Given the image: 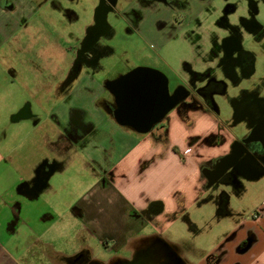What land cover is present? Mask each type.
<instances>
[{
	"label": "crops",
	"instance_id": "crops-1",
	"mask_svg": "<svg viewBox=\"0 0 264 264\" xmlns=\"http://www.w3.org/2000/svg\"><path fill=\"white\" fill-rule=\"evenodd\" d=\"M5 1L13 2L16 13L0 6V48L15 37L20 19L26 23L31 4L47 2ZM94 16L95 9L86 28ZM136 19L128 15L129 26ZM143 19L141 14L136 26ZM105 22L107 37L114 36L107 18ZM112 51L108 47L95 68L82 62L75 69H63L57 84L63 83L61 89L19 86L27 98L35 92L36 101L26 110L24 99L0 123V264H74L81 253L99 264L130 262L153 243L170 253L171 264H194L184 251L196 249L201 240L175 237L185 221L202 229L208 221L199 222L208 216L218 220L213 233L217 238L198 264H264V166L242 167L233 179L222 177L232 165L216 171L234 143L249 132L246 120L222 123L198 102L172 108L163 126L146 133L120 125L113 116L116 106L109 85L121 74L102 70V61ZM15 55L0 50V58ZM73 59L75 55L72 66ZM3 69L11 77L28 74L9 65ZM253 88L236 89L233 104ZM239 122L247 123L246 132L231 127ZM259 138L264 140L262 131ZM76 158L92 166L96 178L81 194L70 196L65 207L64 197H59L64 185L53 178L65 161ZM46 165L51 168L42 178ZM213 187L218 189L209 193ZM203 197L215 211L207 209L203 218L197 214L191 219L190 208ZM68 214L75 228L71 224L65 231ZM95 238L110 244L115 256L106 261L93 255L90 241ZM63 241L78 242L77 251L68 254ZM123 251L130 256H122Z\"/></svg>",
	"mask_w": 264,
	"mask_h": 264
},
{
	"label": "rangeland",
	"instance_id": "rangeland-1",
	"mask_svg": "<svg viewBox=\"0 0 264 264\" xmlns=\"http://www.w3.org/2000/svg\"><path fill=\"white\" fill-rule=\"evenodd\" d=\"M200 1V3L192 1L188 4L186 9L182 10L180 8L175 12L164 9L144 11L142 13L144 14V19L141 24L138 25L139 27L136 26V24L129 26L127 21L128 15H126L125 12H111L108 15V21L115 33L114 36L107 37V43L108 47L113 51L110 55H106L105 60L102 61V70L113 75L119 73L121 74L119 77L139 67L158 70L167 77L168 87L171 93L177 87L186 85L190 80V75L185 70L184 63H190L192 69L196 72L201 71L206 40L217 31L215 21L217 20L218 13L222 11L225 0ZM231 2L236 4V12L231 16L230 21L237 19L240 15L246 19H252V17H254L259 23L264 24V0H231ZM96 3L97 0H50L46 2L45 5L47 6H57L54 8L49 7V13L51 8L56 9L57 12L56 14L51 13V18L47 19L49 21L45 20L43 25H41L42 29L43 27L46 28L42 39L41 37L36 38L33 24V29L30 28L29 31L31 32L32 38L27 41L28 45L26 46L24 38L28 30V22L30 21L28 20V22L25 23L24 20L20 19L19 22L21 23V27L14 33L16 34L15 37H13L10 42L9 40L5 41L0 48L2 52L16 51L15 58L12 57V59H8L7 56L0 58V123L3 119H9L11 110H15L24 99L26 100L27 97H25L23 89H20L19 86H30L34 84L32 78H39H31L28 74L26 75L25 72L11 77V75L5 73V69L3 68L9 65V67L17 70H24L26 68L31 69V67L40 69L41 63L33 58L30 61L25 59L27 57H25L24 51L26 53L44 52L46 55L50 56L51 53H55L57 54L56 58L61 70L67 67L69 69L72 68L73 62L71 59L74 53H76L75 51L81 39L86 34V24L89 20L93 19L94 5H96ZM182 14L185 16V21L179 24L176 18L179 20L178 22L182 21ZM40 16V12L37 13V17H33L32 21L37 20ZM39 20H41V18ZM48 23L57 26V34L52 33L50 35ZM129 27L131 29H129ZM243 30L244 28L242 27V31ZM55 39L57 40L55 42L56 44H53L52 42ZM243 48L255 54V64L253 66L256 69L254 74L255 79L264 76V50H262L260 44L253 43L249 40L243 45ZM49 58L46 59L47 66L51 67L50 63H48ZM42 67L46 66L43 65ZM47 83L50 85L49 82ZM245 83H241V86L249 85V83L246 85ZM43 87L48 88V85L44 84ZM235 91L236 88L229 87L224 94L215 93L212 96V104L215 107H207L208 110L210 109V111L215 113L214 117L219 119L222 123L227 124V121L232 123L235 119L233 104ZM195 94L194 92L193 97L195 101L201 104V98ZM37 99L39 101V95H37ZM246 126V122H239L231 127H233L235 131L243 129V132H246ZM95 178L92 166H87L84 162L76 158L74 161H65L64 169L58 171L53 179L58 184L61 183L64 185L63 188L65 189H63V193L62 189L60 190L63 196L59 195V197H64V206L66 207V202L70 196L81 194ZM220 188H223L222 184H220ZM217 189V187H213L210 189L209 193L215 192ZM203 201L204 197L190 208L191 219H195L197 214L203 218L205 212H209L207 209L210 210V212L215 211L214 209L208 208V203ZM200 207L202 209L201 213L198 211ZM179 221L181 220H177V224L180 223ZM217 221V218L212 219L210 216L204 217V221L202 219V221L199 222V224L201 222H206V225L204 224V228L202 229L195 227V224L190 223V221H185L186 223L184 222V224H182L181 232L177 230L180 235H177L178 237H175L176 239L180 237V239L183 238L188 242H195L196 238L201 240L200 243L195 244L196 249L193 248L192 250L189 248L184 251L186 257H189V260L194 264L199 263L201 258L204 257L205 250L210 247V243L216 240L215 238L217 237L213 236V233H217ZM64 222H66V224H63V226H65V231L71 227V224H73V228H75L74 223L76 221L71 218L70 214L66 216ZM177 224L176 228H179ZM206 232H209L208 236H205ZM58 243H60V241ZM65 244L66 242L63 241V247H65L68 254H73L77 251L78 242L69 245ZM90 246H92L93 249L92 254L101 260L107 261L116 254L110 247V244L103 243L99 241L98 238L92 239L90 241ZM186 248L187 247H182L183 250ZM120 254L122 256H130V252L127 251L120 252Z\"/></svg>",
	"mask_w": 264,
	"mask_h": 264
},
{
	"label": "flooded vegetation",
	"instance_id": "flooded-vegetation-1",
	"mask_svg": "<svg viewBox=\"0 0 264 264\" xmlns=\"http://www.w3.org/2000/svg\"><path fill=\"white\" fill-rule=\"evenodd\" d=\"M45 1L48 2L50 0ZM192 1L201 2L200 0H97L94 21L87 28L85 36L77 46L76 53H74L75 61L71 69H75L82 62H85L90 68H95L97 61L106 54L108 51L106 43L108 27L105 18L108 19V15L111 12L122 10L126 15L135 14L137 19L134 23L137 24V20H139L144 11L164 9L175 12L180 8L182 10L186 9ZM0 6L4 12L16 13L13 2L9 3L5 0H0ZM30 7L27 11L29 18L26 22L28 20L30 22H28V27L26 26L28 30L24 38L25 46L28 45L27 41L32 38L29 31L30 28L33 29V24L36 38L41 37L42 39L46 28L43 27L42 29L41 25H43L45 20L49 21L47 19L51 18V13L56 14L57 12L56 9H52L57 7L55 5L47 6L43 4L42 6H36L31 4ZM49 7H52L50 13ZM39 12L41 16L37 20L32 21L33 17L36 18ZM234 12H236V4L232 3L231 0H225L222 11L218 13L215 21L217 31L206 40L201 71H194L191 65L185 62L184 68L190 75L189 82L184 86L177 87L172 93L169 91L171 100L176 102L174 107L178 106L181 109L182 107L193 106L198 103L193 97L194 92L196 96L201 98L202 105L215 107L212 104V96L215 93L224 94L229 87L240 88L243 82H246L245 85L249 83V85L254 87L252 92L241 94L235 102L234 117L236 119H245L250 126V130L244 137L234 143L231 154L224 163L217 166V172L223 166H233L231 170L223 173V179H233L235 173L242 167L264 166V140L259 138L258 134L261 131L264 133V94H260L264 90V76L255 79L256 69L253 67L255 54L243 48V45L250 40L253 43H259L262 50H264V24L259 23L254 17L246 19L240 15L237 19L230 21ZM182 16L183 20L180 22L176 18L177 23L181 24L185 21L184 14ZM40 18L41 20H39ZM48 26L50 35L52 33L57 34V26H54V24L50 25V23H48ZM241 26L244 28L243 31ZM56 41L55 39L52 43L54 44ZM24 55L27 57L25 59L29 61L33 58L41 63L40 69H37V67L26 68L29 77H39L32 78L34 84L30 85L31 88L35 90L37 86L43 87L44 84L50 87H58V89L62 88V82L57 85L60 82L62 71L56 58L57 54L51 53L50 56L44 52L26 53L24 51ZM48 58V63H50L51 67L47 66L46 59ZM43 65L46 67H42ZM34 101H36V94L31 92L27 98L26 110ZM163 120L164 118L153 128L163 126ZM50 168L51 165H46V170H42V178L45 177V173ZM73 262L74 264H99L86 259L83 253L75 257ZM114 264H171V255L162 246L158 247L156 243H153L147 249L139 252L132 261Z\"/></svg>",
	"mask_w": 264,
	"mask_h": 264
},
{
	"label": "water",
	"instance_id": "water-1",
	"mask_svg": "<svg viewBox=\"0 0 264 264\" xmlns=\"http://www.w3.org/2000/svg\"><path fill=\"white\" fill-rule=\"evenodd\" d=\"M109 86L116 106L114 119L139 133L148 132L176 104L171 100L167 77L158 70L135 68L111 81Z\"/></svg>",
	"mask_w": 264,
	"mask_h": 264
}]
</instances>
